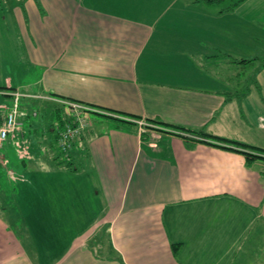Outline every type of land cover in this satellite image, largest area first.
<instances>
[{"label":"crops","instance_id":"obj_1","mask_svg":"<svg viewBox=\"0 0 264 264\" xmlns=\"http://www.w3.org/2000/svg\"><path fill=\"white\" fill-rule=\"evenodd\" d=\"M262 10L264 0L223 12L194 0H0V92L22 94L25 115L0 156L26 155L16 145L41 128L54 151L45 132L63 102L90 108L70 171L55 151L48 166L19 168L0 264H264V160L156 124L264 150V68L233 85L220 65H244L221 55L216 34L248 31L235 47L250 55Z\"/></svg>","mask_w":264,"mask_h":264},{"label":"rangeland","instance_id":"obj_2","mask_svg":"<svg viewBox=\"0 0 264 264\" xmlns=\"http://www.w3.org/2000/svg\"><path fill=\"white\" fill-rule=\"evenodd\" d=\"M235 2V0H227V2H225L223 5L218 7V10L220 12V10L225 9L226 7L230 6L231 3ZM211 10L216 11L217 9L215 7L211 8ZM228 11V10H226ZM212 12V11H211ZM243 16H246L248 18H253L252 12L250 10V16H247L249 14H246L245 12H242ZM258 17L260 19H264V10L262 11H257ZM256 21L259 22V20L256 19ZM221 26V25H219ZM217 26V27H219ZM258 26V25H257ZM221 27L220 29L216 30V34H221L224 33V37L221 38H217L219 42H221L222 44L220 45V47L218 49L219 52L221 53V55H226L231 57L232 59L235 60H241V59H253V58H259V59H264V31L261 32L260 30L256 31V32H252L251 35L255 36L256 38V46L254 48L251 49L250 51V55L248 56H243L242 58L239 56V52L237 50L238 46L235 47V37H237L238 35L240 36V40L239 42H241V45L244 46V43H248L245 38L244 35H247L249 32L248 31H241V32H237L236 30H233L231 26L225 25V29L223 31H221ZM226 37V38H225ZM223 39L225 42L223 43L222 40ZM252 42V41H250ZM233 45V46H232ZM243 49V48H242ZM247 55V54H244ZM245 57V58H244ZM253 57V58H252ZM257 65H261L260 62L258 63H251V65H245L244 67L241 66H233V64L231 62H225V64L223 65L224 67H222L220 65L219 69L224 70V76L230 77L232 78L231 83L233 85L237 84V83H244V75L245 74H249V72H253L254 68ZM239 75V78L237 80H235L234 76L232 75ZM230 80H226V82H229ZM235 81V82H234ZM234 82V83H233ZM13 92V91H11ZM17 93H19L17 91ZM20 94V93H19ZM22 95V94H21ZM7 104V106H5V109H11L12 107V102L6 100L5 101ZM2 108V107H1ZM44 114H46L44 112ZM62 115V114H61ZM43 120L42 123L44 125L49 123V119L48 117L44 118L42 117ZM37 121L38 118H37ZM40 121V122H41ZM47 128V127H45ZM21 133V132H20ZM44 133V130L41 128L38 132V135H31L29 137H27V139L25 138L26 142H24L22 145L18 146V147H22L24 146L25 149L27 150L26 147H28V150L25 151L27 152L26 155H24L25 153H23V157H21L20 159L17 158V155H15L14 149L13 151L10 149V151L13 153V155H15L14 157L8 156L7 158H3V156H0V215L4 218H6L9 223L12 225V223L14 222V226L16 227L18 225V219H15V213L12 212L13 210V206H14V189H15V181L20 177V174L18 173L19 171H21L22 169H19L20 167L22 168V164H25V168H29L32 165L35 166H48V162L46 161V157H48L49 153H53L54 151H49L48 153L45 152V147L42 144L40 138L42 137L41 134ZM23 134V133H21ZM185 134V133H184ZM188 135V134H185ZM17 146V145H16ZM0 153H4L6 154V150L2 149L0 151ZM55 153V152H54ZM16 165V166H15ZM15 167V168H13ZM2 209H6L7 213H3ZM12 212V213H11Z\"/></svg>","mask_w":264,"mask_h":264},{"label":"trees","instance_id":"obj_3","mask_svg":"<svg viewBox=\"0 0 264 264\" xmlns=\"http://www.w3.org/2000/svg\"><path fill=\"white\" fill-rule=\"evenodd\" d=\"M200 1H202L205 4H207L208 6H218V7L223 5L225 2H227V0H194V3L195 2H200ZM244 1L245 0H235V2L231 3L230 6L226 7L225 9L220 10V12H223V11L228 10V9H233L234 7H236L239 4L243 3ZM233 61L236 64H238V65H244V66L245 65H250L251 63H258L259 64V62H260L261 65H259V67L261 69L264 68V59H259V58H253V59H249V60H246V59L235 60V59H233ZM259 67H258V69H259ZM10 93H12V92H7V93L0 92V103H2L4 100L11 99V96L9 95ZM234 97H237L236 93L227 92V94H226V98L227 99H231V98H234ZM56 114L58 116V120L52 124V126H51L52 129L50 130V127H49V130L46 131L45 133H47V136H49V137L52 136L53 142L50 143V144L52 146V149L58 154V156L54 160V161H57L55 166L57 168L62 169V170L70 171L72 169L71 168L72 167V163L70 162V160L68 158V155L63 153L62 150H61V147H60V144H59V135L61 134V132L63 130L66 129L67 126H70V124L72 123V120L67 115H62V117H61L60 116V111H59V114H58V112H56ZM22 118L19 117L18 118V122ZM156 124H158V125H166L167 127H170V128H172V129H174L176 131H179V132H181L183 134L184 133L188 134V135L190 134V135L196 136L199 139H201V140H197L195 142H209V143H212V144L217 145V146L230 147L231 149H233L232 151H235V152L240 153V154L243 155L247 165H249L250 163H252L256 159H263L264 160V150L263 149H259V148H256V147H253V146H249L247 144H243V143L236 142V141H233V140L223 139V138H219V137H216V136H212V135H209V134L205 133L204 131H200V130H188L186 128L173 126V125H168V124H164V123H161V122H156ZM86 128H85V130H86ZM18 131H20V130H18ZM18 131L14 132L10 136H8V138L4 142H2L0 144V148L2 147V145L4 143H7L10 139H12V137ZM43 134H41V136H44ZM19 136L21 137L22 134L19 133ZM20 145H22V144H19V146ZM45 145H46V143H45ZM16 147L18 148V150H21V151L25 149L24 146H22V147L16 146ZM71 147H72V145H71ZM71 147L68 150V153L71 150ZM26 148L28 150V147H26ZM27 150L25 149V151H27ZM49 151H51V149Z\"/></svg>","mask_w":264,"mask_h":264},{"label":"built area","instance_id":"obj_4","mask_svg":"<svg viewBox=\"0 0 264 264\" xmlns=\"http://www.w3.org/2000/svg\"><path fill=\"white\" fill-rule=\"evenodd\" d=\"M12 100L11 109L0 108V144L4 142L8 136L18 131L20 123L18 118H24V113L21 112L19 100L22 97L17 92L9 94ZM66 109V115L72 120L70 126L59 135V144L63 153L67 154L73 141L80 137L82 132L88 126L87 113L90 108L76 102H63ZM22 118V119H23ZM140 124H142L140 122Z\"/></svg>","mask_w":264,"mask_h":264}]
</instances>
